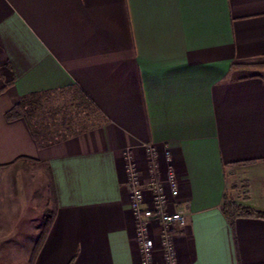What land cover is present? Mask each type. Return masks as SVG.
I'll list each match as a JSON object with an SVG mask.
<instances>
[{"label":"crops","instance_id":"obj_1","mask_svg":"<svg viewBox=\"0 0 264 264\" xmlns=\"http://www.w3.org/2000/svg\"><path fill=\"white\" fill-rule=\"evenodd\" d=\"M74 88L99 126L40 148L5 118L23 97ZM149 147L159 181L178 182L167 209L186 213L176 264H264V220L223 213L225 197L264 211V0H0V167L43 163L56 195L33 264L141 263L125 155L149 206ZM160 230L151 221L154 264ZM16 236L0 235V256L26 264L34 241Z\"/></svg>","mask_w":264,"mask_h":264},{"label":"trees","instance_id":"obj_2","mask_svg":"<svg viewBox=\"0 0 264 264\" xmlns=\"http://www.w3.org/2000/svg\"><path fill=\"white\" fill-rule=\"evenodd\" d=\"M5 118L7 121L23 118L40 148L99 126L103 121V117L95 105L77 88L71 91L36 93L23 97L6 112ZM26 160L30 163L33 162L30 159ZM48 174L52 191V204L44 210L43 216L46 220L43 232L27 264H33L39 246L44 240L55 214L56 195L49 169ZM223 213L230 222L238 217L264 220V211L233 203L226 197L224 198ZM72 262L73 260L69 264Z\"/></svg>","mask_w":264,"mask_h":264},{"label":"built area","instance_id":"obj_3","mask_svg":"<svg viewBox=\"0 0 264 264\" xmlns=\"http://www.w3.org/2000/svg\"><path fill=\"white\" fill-rule=\"evenodd\" d=\"M146 152L151 173L147 186L151 194L149 206H145V188L140 181L132 157L128 153L125 155L129 204L135 220L136 239L142 255L140 264H154V244L150 235L151 221L160 223V247L164 264H176V252L171 231L174 226L182 227L186 224V213L181 206L175 207L172 211L167 208L170 204H175L171 199H176L178 195V182L174 172L170 170L166 188L156 176L155 150L153 147H149Z\"/></svg>","mask_w":264,"mask_h":264},{"label":"rangeland","instance_id":"obj_4","mask_svg":"<svg viewBox=\"0 0 264 264\" xmlns=\"http://www.w3.org/2000/svg\"><path fill=\"white\" fill-rule=\"evenodd\" d=\"M47 176L43 163L31 164L22 160L6 168L0 167V235L9 233L10 237L15 234L18 238L24 233L27 238L30 236L34 242L31 246L33 248L29 249V258L39 243L40 235L43 232L46 220L43 213L46 205L49 204L50 207L52 204V191ZM5 193L9 194V201L5 200ZM19 193H27L30 205L27 209L22 210L19 207L20 203H23L22 199H18ZM24 222H27V227L33 229L34 232H28L30 230L28 228L27 231H24ZM18 225L19 228H17ZM3 253L6 254V252ZM0 260V264H7V262H9L8 264H15L13 262L19 260V255L11 252L10 256L4 260L0 256Z\"/></svg>","mask_w":264,"mask_h":264}]
</instances>
